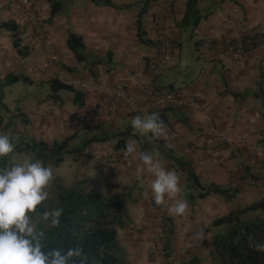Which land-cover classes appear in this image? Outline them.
Returning a JSON list of instances; mask_svg holds the SVG:
<instances>
[{
    "label": "crops",
    "instance_id": "1",
    "mask_svg": "<svg viewBox=\"0 0 264 264\" xmlns=\"http://www.w3.org/2000/svg\"><path fill=\"white\" fill-rule=\"evenodd\" d=\"M57 1L63 9L51 21L48 0H34L32 6L43 31L55 47L59 67L72 68L76 76L93 83L125 82L141 102L147 68L159 53V36L165 34L171 39L173 59L157 77L156 88L161 93L173 91L191 98L198 108H171L166 115L168 138L156 139L149 133L151 140H146L147 146L171 154L174 150L181 151L196 169L202 185L216 184L238 189L239 193L232 201L218 194H211L205 199H198L197 194H192L188 199L185 194L188 178L182 177L184 170H181L182 173L175 170L181 178L182 198L187 199L189 212L184 217H174L166 211L171 202L163 206L155 203L149 188L153 177H149V183L145 182L149 199L138 198L135 205L149 208L151 214L138 213V226L127 229L131 241L125 247L129 248L127 253L131 264H162L161 258L150 256L147 249L158 232L157 224L161 222L163 226L164 218L168 217L173 226L172 256H177L182 264H190L193 258H199V264H212V237L220 230V227L212 226L213 221L264 198V0H202L197 5V11L202 17H207L195 29L183 26L187 0L155 1L149 5L142 19L147 44L140 41L136 26L143 0ZM162 18L165 20L164 27L160 29ZM9 20L17 21L20 30L26 32L24 36L22 34L23 46L30 51L28 57L17 59L19 71L14 73L28 76L34 82L31 86L37 91L50 89L46 82L54 78L55 73L49 67L51 57L33 34L26 12L18 19L11 14ZM71 32L83 38L85 60L82 63L68 47ZM256 35L261 36L262 43L253 55L239 61L219 55L214 49L216 43L237 44ZM6 72L12 73L13 70ZM78 91L83 96L81 105L75 101L73 92L61 91V104L43 96L39 97L38 106L31 109L19 107L14 114L26 118L23 124L26 134L48 143L58 142V138L65 136L69 130L74 132L73 138L83 132L89 133L91 138L117 134L118 146L124 139L121 151L130 141L140 140L141 135L134 132L131 120L137 115L147 116L152 111L137 113L121 106L119 119L113 124L90 128L68 126V118L94 114L101 105L98 93ZM22 99L21 96L19 102ZM51 101L54 103L50 104ZM48 109L56 112L47 115ZM9 113L13 115L11 110ZM48 116H52L53 124H45L44 127L41 121L37 123L36 118L51 121ZM29 126L35 127L37 132H31ZM173 133L178 137H173ZM238 152L239 156H236ZM111 155L114 156V152ZM89 158L92 156L89 155ZM119 165L124 166L115 163L105 170L116 175L120 171L117 170ZM128 171L126 174L130 173ZM131 173L136 176V170H131ZM191 190L198 193L195 189ZM201 229L205 238L196 242L193 236Z\"/></svg>",
    "mask_w": 264,
    "mask_h": 264
},
{
    "label": "trees",
    "instance_id": "2",
    "mask_svg": "<svg viewBox=\"0 0 264 264\" xmlns=\"http://www.w3.org/2000/svg\"><path fill=\"white\" fill-rule=\"evenodd\" d=\"M38 1V0H36ZM158 0H143L142 9L138 14L136 26L138 36L143 44H147L145 39L146 32L143 25V16L146 14L149 5ZM202 0H187V14L183 20L184 27L197 28L202 19L197 11V5ZM51 8V19L62 11L63 6L57 0H48ZM130 7V6H127ZM42 24V23H41ZM17 21H3L0 28L11 33L13 38V47L22 57L30 55L29 48L23 46L22 31ZM34 34V33H33ZM246 39V38H245ZM244 39V40H245ZM68 47L76 56L78 62L85 60V44L83 38L75 33H69ZM71 71L72 68H65ZM72 72V71H71ZM33 85V81L24 73H7L0 76V111L8 112L9 109L5 103L6 89L17 83ZM47 85L50 89L44 90L47 100H53L62 103L61 91L73 92L75 101L83 104L81 93L72 85L54 78L48 80ZM171 108H166L160 112V118L166 125L167 112ZM26 122V118L21 116ZM13 121V117H11ZM122 135V134H119ZM117 134L107 136L111 138ZM18 140L15 153H27L36 159L42 160L45 166L58 167L64 163L63 156L64 145L59 142L48 143L42 139H37L30 135H21L13 137ZM104 138L94 137L87 143L101 142ZM15 142V141H14ZM124 139L120 141L119 146H123ZM13 152V153H14ZM177 166L188 173V190L186 187V198L193 196L191 189L198 191L196 198L205 199L211 194L224 196L227 201H232L239 193L238 189L224 188L222 186L211 184L202 185L192 164L185 159L175 158L173 154L169 155ZM13 164L11 157L0 158V167ZM53 195L45 205L38 208L43 211L44 207L62 208L63 214L60 217V225L57 228H50L46 232L45 243L49 248H62L67 250L71 247H80L88 255L87 264H131L129 263V254L122 247L119 231L127 230L134 225L131 207L139 199L133 197V192L128 188H118L113 191H98L88 186V181L83 180L70 184L64 177L55 175V179L48 189ZM253 211H261L264 214V198L251 205L231 212L228 215L216 218L212 226L219 228L226 226L227 230L223 234H215L212 237V264H264V252H258L249 246V236L254 237L257 242L264 243V217L252 221H244L242 217ZM173 226L171 219L164 218L162 226V245L165 258L172 257L171 235ZM199 258H193L190 264H199Z\"/></svg>",
    "mask_w": 264,
    "mask_h": 264
},
{
    "label": "clouds",
    "instance_id": "3",
    "mask_svg": "<svg viewBox=\"0 0 264 264\" xmlns=\"http://www.w3.org/2000/svg\"><path fill=\"white\" fill-rule=\"evenodd\" d=\"M131 126L140 135L151 133L156 139L168 138V127L158 112L133 117ZM18 142L9 134L0 133V158L12 154ZM123 155L126 160L141 162L136 167L137 179L145 172L153 177L149 187L157 205L171 202L166 208L170 216L188 214L189 203L182 198L184 190L175 170H168L149 153H137L135 141L126 145ZM54 179L53 169L39 159H25L0 167V264H87L88 255L82 248H49L45 243L46 232L59 227L63 214L59 207L45 206L42 212L38 211L50 199L48 189ZM204 238L203 229L193 236L196 242H202ZM249 242L254 250L264 252V243L257 242L252 236H249Z\"/></svg>",
    "mask_w": 264,
    "mask_h": 264
},
{
    "label": "rangeland",
    "instance_id": "4",
    "mask_svg": "<svg viewBox=\"0 0 264 264\" xmlns=\"http://www.w3.org/2000/svg\"><path fill=\"white\" fill-rule=\"evenodd\" d=\"M31 1L32 5L34 6V0ZM11 14L17 19L21 14H25V8L20 3V0H0V24L7 19L9 20L11 18ZM25 33V31H22L23 36L25 35ZM12 42L13 38L11 34L8 31L0 28V76L7 73L6 71L8 69H12L13 73L19 71L17 70L16 63L17 59L20 58V60H22V57L18 54L16 49H14ZM37 90L38 89L36 87H32L31 85L25 84L23 82L15 85L12 89L7 88L5 103L13 112V115H10V113L8 112L6 113L4 111H0V133L9 134L10 137H19L21 135H26L25 129L23 127V124L26 122L22 120L20 115H16L14 113L18 111L19 107L31 109L33 106H38L39 97H47L44 90ZM76 90L79 89L76 88ZM21 96L23 97V99L19 102ZM53 103L54 102L51 101L50 104ZM47 111V115L48 113L52 115L56 112L55 110L51 109H48ZM11 117H13V121H11ZM36 119L37 123L39 124L41 121L44 127L45 124L51 125L54 123L53 120L44 122L42 118ZM29 129L31 132H37V130L33 126H29ZM73 134L74 132L72 130H69L65 136L59 137L57 140L59 143L63 144L65 149H67L68 151H65L63 154L65 158L64 163H62L58 167L50 166L53 169L54 175L64 177L72 185L76 182L87 180L88 186L92 189L98 190L99 192H106L109 190L113 191L118 188H128L132 190L134 198H142L143 200L149 199V190L145 185V182L149 183V177H151V175L145 172L139 179H136L137 175L133 176L131 170H136L137 165H139L141 162L138 159L135 161L125 159L123 155L124 150L121 151L120 149L123 146L119 147V142L117 138H115L118 136H114L111 138H106L105 136H103L102 138L104 139L101 142L95 141L87 145L88 141L92 139L89 133H80L79 136L75 138H73ZM71 137L73 139H71V141H68ZM139 139L140 140H137L136 142V148L138 152H142L143 150L144 152L153 155L154 157L159 159L162 165L168 170H179V173L183 172L181 171L182 169L177 166L176 161H173V159L170 158V152H162L160 150H156L153 147L147 146L146 140H151V136L149 134L141 135ZM112 152H114V156L111 155ZM104 153H106V155ZM89 155H91L92 158H89ZM9 156L11 157L13 163H20L25 159L33 160V156L27 153L14 152ZM173 157L187 160V157H184L181 151L177 150H174ZM105 159L107 162L105 161ZM115 163H122L124 165L122 167L121 165H119L117 170L120 171L119 173L117 172L118 174L115 175L112 174L114 173L113 171L112 173H109L105 170L106 167H111V165ZM128 170H130V175L126 174L129 172ZM181 175L183 178H188V173L186 171H184ZM190 191L194 195L198 194L193 190ZM52 195L53 194L51 193V196ZM151 201H153L152 198ZM150 203L151 202H149V204ZM151 207L153 208L154 205H151ZM131 212L133 221L135 222L134 225H132L133 227L138 226L137 219L139 212H141V215L148 216V214H151L149 208L140 206V204L133 205L131 207ZM261 217H264L263 212L253 211L245 214L242 219L244 221H252ZM161 225V222L157 224L158 232L154 236L153 243L147 249L148 254L157 258L160 257L162 260V264H168V262H174V264H182L177 256H172L169 259L165 258L162 245ZM226 230L227 227L222 226L220 227V230L217 231V234H223L226 232ZM128 231L129 230L119 231L121 244L126 250L129 249L125 247L126 244L131 241V239H129V236L127 235ZM201 255L205 257L203 254Z\"/></svg>",
    "mask_w": 264,
    "mask_h": 264
},
{
    "label": "built area",
    "instance_id": "5",
    "mask_svg": "<svg viewBox=\"0 0 264 264\" xmlns=\"http://www.w3.org/2000/svg\"><path fill=\"white\" fill-rule=\"evenodd\" d=\"M25 9L28 22L31 25L34 35L37 38L42 49L50 55V68L55 71L54 75L58 79L78 88L82 91H93L101 96V105L97 112L90 115L73 116L67 119L66 124L76 128H90L103 124H113L119 119V109L121 106H127L129 109L137 112H160L166 108L180 109L185 107L198 108V104L179 95L173 91L161 93L156 88V79L166 68L169 67L173 59L174 47L171 39L161 34L159 36L158 56L149 64L147 68L146 80L142 86L143 102L137 95L131 92L129 84L119 81L111 84L93 83L84 80L74 73L59 67L55 59V47L50 43L49 38L42 29V24L35 17L30 7L29 0H20ZM164 19H160V29L164 27ZM262 43L261 36L248 37L240 43H216L214 49L219 55L229 58L232 61H239L243 57L253 55L255 49ZM52 120V116L47 117ZM177 138L178 134L173 133ZM239 156V152L236 153ZM174 264V262H168Z\"/></svg>",
    "mask_w": 264,
    "mask_h": 264
},
{
    "label": "bare ground",
    "instance_id": "6",
    "mask_svg": "<svg viewBox=\"0 0 264 264\" xmlns=\"http://www.w3.org/2000/svg\"><path fill=\"white\" fill-rule=\"evenodd\" d=\"M29 3H30V7H31V9L33 10V12H34V14H35V17L38 19L37 15H36V12H35V10H34V8H33L32 3H31L30 0H29ZM25 9H26V8H25Z\"/></svg>",
    "mask_w": 264,
    "mask_h": 264
}]
</instances>
